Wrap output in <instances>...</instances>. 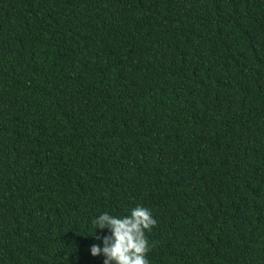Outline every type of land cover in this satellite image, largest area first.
<instances>
[{
	"label": "trees",
	"instance_id": "trees-1",
	"mask_svg": "<svg viewBox=\"0 0 264 264\" xmlns=\"http://www.w3.org/2000/svg\"><path fill=\"white\" fill-rule=\"evenodd\" d=\"M137 205L149 264H264V0H0V264Z\"/></svg>",
	"mask_w": 264,
	"mask_h": 264
},
{
	"label": "clouds",
	"instance_id": "clouds-1",
	"mask_svg": "<svg viewBox=\"0 0 264 264\" xmlns=\"http://www.w3.org/2000/svg\"><path fill=\"white\" fill-rule=\"evenodd\" d=\"M92 224L95 231L107 228L111 233L103 237V248L97 244L90 248L92 256L104 257L103 264H149L146 257L155 245L149 244L146 233L156 225L149 209L137 205L125 216L104 212Z\"/></svg>",
	"mask_w": 264,
	"mask_h": 264
}]
</instances>
